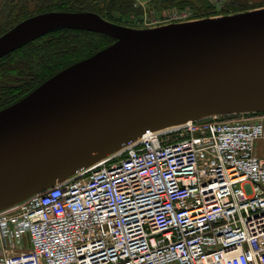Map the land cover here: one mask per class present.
Instances as JSON below:
<instances>
[{
	"label": "built area",
	"instance_id": "2783aa9c",
	"mask_svg": "<svg viewBox=\"0 0 264 264\" xmlns=\"http://www.w3.org/2000/svg\"><path fill=\"white\" fill-rule=\"evenodd\" d=\"M263 138L264 116L147 131L1 209L0 264H264Z\"/></svg>",
	"mask_w": 264,
	"mask_h": 264
},
{
	"label": "water",
	"instance_id": "95a60500",
	"mask_svg": "<svg viewBox=\"0 0 264 264\" xmlns=\"http://www.w3.org/2000/svg\"><path fill=\"white\" fill-rule=\"evenodd\" d=\"M62 27L115 41L0 110V210L147 131L264 110V8L144 30L44 12L0 36V57Z\"/></svg>",
	"mask_w": 264,
	"mask_h": 264
},
{
	"label": "trees",
	"instance_id": "16d2710c",
	"mask_svg": "<svg viewBox=\"0 0 264 264\" xmlns=\"http://www.w3.org/2000/svg\"><path fill=\"white\" fill-rule=\"evenodd\" d=\"M247 0H233L231 12L250 7ZM135 0H8L0 11V35L22 20L33 15L61 11H93L103 18L124 25L130 16H141ZM195 4L196 6H194ZM206 4V6H205ZM190 5L209 16L215 10L208 0H154V12H163L173 6ZM205 6V7H204ZM202 7L203 9H201ZM228 8V9H229ZM2 9V8H1ZM230 13L226 11L225 14ZM115 41L104 33L62 27L50 30L25 43L22 47L0 57V110L16 103L61 70L90 58Z\"/></svg>",
	"mask_w": 264,
	"mask_h": 264
},
{
	"label": "rangeland",
	"instance_id": "374dc122",
	"mask_svg": "<svg viewBox=\"0 0 264 264\" xmlns=\"http://www.w3.org/2000/svg\"><path fill=\"white\" fill-rule=\"evenodd\" d=\"M153 1L154 0H135L134 6L136 8L141 9L142 14H141V16L138 15L136 18L134 15L130 16L131 19H129L127 22H125V24L123 26L129 27L132 29H137V30L152 29V28L163 26V25L176 24V23H187V22H193V21L203 20V19H207V18L223 17V16L232 15V14H236V13H241V12L252 11V10L264 8V0H247L244 2V4H245V6L250 7V8H248L247 10H244V11L233 13V12H231V9L229 8V5L232 3L233 0H222L219 2H216L213 0H208V2L210 4H212L215 8V10L212 11V14L209 16H206V15L204 16L203 14H201V13H203V11L195 10L190 5H184L182 8L173 6L171 9L178 10L181 14H183V15L187 14V16L184 18H181V16L176 17V19L170 20L167 23H162V24H157V23L154 24L153 23V24H151V19H154V17L162 16V14L164 16L167 13V12H165L166 10L161 12V13L160 12L155 13L154 9H153L154 8L153 7ZM7 2H8V0H0V11L2 10V25L5 23V21L3 20V17L5 16V13L3 15V10H4L3 8ZM193 5L196 6L195 4H193ZM205 6H206V4H205ZM200 8L203 9L202 7H200ZM226 11H230V13L225 14ZM158 19H160V18H158ZM161 19H162V17H161ZM120 25H122V24H120ZM26 96H24V97H26ZM262 116H264V110L232 112V113H225V114H218L217 115V117L221 120H237V119H239V120H243V119L259 120V119H261Z\"/></svg>",
	"mask_w": 264,
	"mask_h": 264
},
{
	"label": "crops",
	"instance_id": "0c3cea01",
	"mask_svg": "<svg viewBox=\"0 0 264 264\" xmlns=\"http://www.w3.org/2000/svg\"><path fill=\"white\" fill-rule=\"evenodd\" d=\"M256 152L260 157H264V138L259 139L256 143ZM0 255H2V250H0Z\"/></svg>",
	"mask_w": 264,
	"mask_h": 264
}]
</instances>
